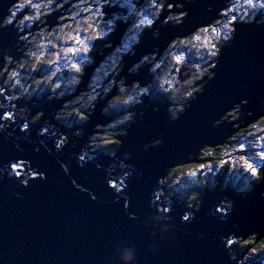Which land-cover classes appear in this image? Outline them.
Masks as SVG:
<instances>
[{
	"label": "water",
	"instance_id": "95a60500",
	"mask_svg": "<svg viewBox=\"0 0 264 264\" xmlns=\"http://www.w3.org/2000/svg\"><path fill=\"white\" fill-rule=\"evenodd\" d=\"M18 1L0 0V73L6 50L13 61L23 52L14 47V24L1 25ZM230 1L165 0L164 7L173 5L174 13H185L184 17L177 25L158 27L166 19L163 15L154 21L123 56L118 80L126 87L136 81L141 88L149 87L156 77L152 64L136 74L130 69L149 55H155L151 63L158 61L177 33H183L179 40L186 39L219 21ZM61 16L48 15L42 27L54 28ZM257 22L256 18L234 25L235 42L220 46L215 69L203 80L204 86L197 84L200 91L179 117L169 119L168 100L146 97L144 114L131 122L125 137H118L121 144L108 157L86 159L82 148L93 127L107 119L104 111L116 87L96 102L79 128L83 133L77 136L71 130L63 147L55 146L58 135L41 130L51 120L52 107L57 113L81 94V86L88 89L96 69L121 43L123 32L118 28L101 44L110 46L94 53L75 94L53 104L41 100L14 121L4 118L11 116L12 108L0 92V264H247L241 262L235 244L241 237L256 236V242L264 238V170L247 196L238 198L231 185L227 193L221 191L220 180L204 192L197 208L162 196L158 200L155 187L177 167L200 162L201 150L223 147L242 130L264 121V22ZM234 110V122L223 119ZM42 112L37 124L25 129L23 121ZM13 163L20 166L19 176L10 168ZM128 172L129 178H123ZM109 181L124 190L116 191ZM228 202H233L230 208L221 206ZM185 214L188 221L182 219ZM230 239L233 247H228Z\"/></svg>",
	"mask_w": 264,
	"mask_h": 264
},
{
	"label": "rangeland",
	"instance_id": "374dc122",
	"mask_svg": "<svg viewBox=\"0 0 264 264\" xmlns=\"http://www.w3.org/2000/svg\"><path fill=\"white\" fill-rule=\"evenodd\" d=\"M31 1H35V0H31ZM232 1H230V2H232ZM22 3L24 4V7L27 6L26 1H22L21 3H19L17 5H16V3H14L10 7L11 12H10L9 16L6 17V19L1 24L2 27H4V26L7 27L9 25L12 26L14 24L13 23L14 17H16L18 15V13L24 8V7L22 9L20 8V4H22ZM36 3H38V2H36ZM229 3L227 4V8H228ZM257 3H258V0H253V7H249L246 0H238L235 3V9L240 8L241 12L238 13L237 11L234 10V14L237 13L238 15H240L241 19L239 21H237V23L245 22L246 20H247V22H249L253 19V16H252L253 13L256 15L258 13H261V15L259 17L260 19H258V18L257 19L262 24L264 22V14H263L264 8L255 7V5ZM177 6H179L181 8V5H177ZM233 9L234 8H232V10ZM225 10H223V11H225ZM223 11H221L220 16H221ZM13 13H15L14 16H13ZM35 13H36V9L34 11H32L28 16H35ZM184 15H185V13H180V12L179 13H177V12L173 13L171 15L172 18H170L171 20L168 18L169 16L166 17V19H165L166 24H164V26L167 25V23L169 25L179 24L181 22V19L184 17ZM233 16H234L233 14L229 15L227 22L229 20H232ZM241 16H243V17H241ZM176 18H179V19L176 20ZM9 20H10V22H9ZM254 20H256V17H254ZM28 21L32 22L33 20H28ZM216 21H213L212 24L206 28H209L210 26H212ZM70 23L71 24L75 23V21H73V17H72ZM70 23L65 22L62 24V26L66 25V24H70ZM16 27H19V26L16 25ZM79 27L81 29L86 28L87 24L84 21H81V23L79 24ZM164 28L165 27H163V29ZM28 29H30V28H26L23 30H28ZM233 29H234V27H233ZM219 30H220L219 36H217L216 33L212 32V31H208L211 33H205V34H199V32L196 31L194 33V34H196L195 37H193V39H191L192 41L185 40V41H189V43H182L183 41L182 42H179V41L176 42L177 40L182 38V35H183V33H181V32L177 33L176 37H178V38H175V40L172 42V44L174 42H176V43H174L172 47H170L172 44L168 47L169 51L166 52L161 63L157 64V61L151 63V59L155 55H151V56L149 55V56L143 57L139 63H137L136 65H134L131 68V69H135V71L134 72L130 71V73L136 74L139 71L138 70L139 68L146 66L148 64H152L151 71L154 72V74L156 76L155 79H156V81L159 80L160 85H157L154 88L152 87L151 92L153 90L155 92L163 91V93L169 98V100H171L172 105L169 109V119L170 120H174L177 117H179L178 114L181 113V111H180L181 110V104H185L187 101L186 99L192 95L189 93H191L192 91L193 92L200 91L201 86H199V85L197 86V84L200 82H203L202 86H204L205 85L204 81H205V78L208 76L207 75L208 72L215 69V67H213L212 65L216 64V60H217L216 58H217V55L219 53L220 46L223 43H225V40H224L225 34H227L230 38L232 37V34H233V30H231L230 34L228 33V30H229L228 27L225 28L222 26L219 28ZM20 32H22V31L19 29L17 37L21 41H26L27 39H21L22 33H20ZM69 32L71 33L72 30L65 28L64 32H60L58 29L57 34L51 36V38L54 37V39L56 41H60L61 38L64 37ZM72 34L75 35L74 31ZM194 34H192V35H194ZM88 35H89L88 32L81 31V33H80V36L82 39ZM191 36H189V37H191ZM197 36L200 37L199 40L196 39ZM51 38H50V41H51ZM184 39H182V40H184ZM63 41H65V40H63ZM131 42L132 41L127 40V42L124 44L123 48L121 49V52L116 51V52L110 54L109 60L107 61V66H105V68H103L101 66V68L98 69L99 72L96 73V77H98V76L100 77V72H104L107 69V67H112V66L118 67L122 50L124 52H126V55L131 53V50L128 51L129 44H131ZM213 45H215V47H213ZM61 47L66 48V47H72V46H70L69 43L66 41L63 43V45ZM18 50L20 51L21 48H18ZM8 51L9 50H6V52H8ZM57 51H59V48L56 50V52ZM155 51H157V48H155ZM198 51H199V53H198ZM212 52H216L217 55H210V53H212ZM50 56H52V54ZM65 56H66L65 53H61V58H63L62 59L63 62L67 60L65 58ZM177 56L184 57V60H182L180 63H177V61L175 59ZM148 57H150L149 61H147L145 59ZM51 58L54 59L55 57L52 56ZM3 59H4V66L1 70V72L3 71L4 73H6L4 86L7 87L12 92H17L18 98L24 102L29 101V103H32V105L34 106V105L38 104V102L36 100H38V99L44 100L45 98H47L48 102H43V103H45V104L52 103L53 104L54 101L58 102L59 99L67 97L70 94L71 95L75 94V91H76L75 84L77 85V81H78V80H76V78H77L76 75H79L78 73L76 74L73 71H69V73H66V71H65V73H66L65 75L61 74L58 76L60 71L59 72L56 71V69H57L56 64H47V63L42 62V64H41L42 67L39 68L37 75L34 76V79H35L34 80L33 74L21 72L22 68H25L28 63L22 62L21 64L16 65V61H13V59L10 58L6 54L3 55ZM31 60H32V58L30 60H28V62ZM62 60L60 59V61H59V67L62 69L61 71H64L66 69V67H65L64 63L62 62ZM192 60H193V62H192ZM164 61H166L167 63H164ZM45 62H47V59H45ZM61 63H62V65H61ZM189 63L191 66L190 68L192 70V75L190 77L186 78V69L189 66ZM11 64L14 66L16 65V66L15 67L10 66ZM21 65H23V67H21ZM156 65H159V67H156ZM164 65H165V68H163ZM161 68H162V72H160ZM100 69H101V71H100ZM153 69H155V70L153 71ZM110 70H111V68H110ZM72 72L74 73L73 75H72ZM52 73H55V75H53ZM51 75H52V79H51V82H49L47 79H45V77H48ZM115 75L116 74L114 73L112 75V77L113 76L116 77ZM98 78L95 80V81H97L96 84H94L95 82H93V84H90V86L88 85V87H89L88 89L86 87L81 86V88H80L81 90L79 89L81 91V94H79L77 98H74L73 100H71L74 102L72 107L67 108L64 106V108H62L60 111L57 110L58 111L57 113H55V110L52 107V110H51L52 112L50 113L51 114L50 117L52 120L51 126L58 129L59 132H62L63 126L65 124L67 126L66 129H69V130L79 128L82 125L86 124V122L83 121L84 119L82 118V116L79 115L80 117H79V119H77L74 116H71L72 114H70L69 110H71V109L73 110V111H71V112H73V115L78 114L77 110H79V113H83L84 115L93 112L92 110H93L95 105L92 102H94L96 100L99 102L101 98L100 99L98 98L99 100L98 99L91 100L89 97L91 95H96V97H97V94H99L101 96L103 93L108 92L109 89L111 90V83L114 81L113 78H110L109 80H107V79L105 80V78H104V81L107 84V85H105V86H107V88L104 89V87H103L104 84H103V86L98 85L99 83L101 84V80H99ZM184 78H186V79H184ZM17 80L20 81L19 84L16 83ZM169 80L172 81L171 88H169V84L167 83V81H169ZM136 82H132V86L130 87L131 89L129 87H126L124 85V82L122 83L121 86L123 88L119 89V93H118L120 95L119 97H122V101H121V99L119 101H117V97H116L113 103L111 102V104H110L108 102L107 106H109V108L108 107L107 108L109 109V111H108L109 115L104 114V115L108 116L107 119H105L101 124H98V125L93 127V129L91 130V133L89 134L83 148H90L91 151L104 153V154H108V155L115 153V151L118 149L115 146H118V143H112V141H114V140L119 141V138H118L119 136L125 137L131 122L134 123V121L137 119V117H140V115L144 114L142 107H139L138 109H135V113L133 112V114L130 115V113H131L130 109H132V106H134V104L136 103L132 99L133 97L131 94H135V98L138 99V96H140V95H143V94L148 95L149 93H151L149 90L150 87L149 88L147 87L148 88L147 92H143L142 89H144V88L139 87ZM56 84H60V87L56 88L55 87ZM92 85H95L96 87H91ZM195 85H196V87H195ZM115 87H116V91H117L118 87L114 86L113 88H115ZM96 88H98V89H96ZM45 96H47V97H45ZM185 96H187V97H185ZM129 97H131V99H128ZM126 100H127V103H125ZM151 100H153V99H151ZM128 106H129V108H128ZM16 107L19 108V103H17ZM23 110H24L25 114L28 115V110H25V109L20 110L19 109V112L23 113ZM104 113H106V112L104 111ZM230 113H234L235 117L232 115L230 116ZM230 113H228L224 118H225V120L227 119L226 120L227 122L232 123L237 119V117H236L237 110H234ZM42 114H43V112L35 115L33 117V119L31 120V122L36 123ZM126 115L129 116L128 120H124V116H126ZM261 123H264V121ZM59 125H61V126L59 127ZM232 139L233 138H231V140ZM239 140L243 141L245 143L246 147H248V149H251L253 152L247 158L241 159L239 156H237V155H244L245 150L247 148H245L244 150H241V151L240 150H236V151L234 150L233 151V150H229L228 148H224V149L220 150L219 152L216 150L213 153L210 151H206L205 154H201V156L199 155L200 158L202 159L201 162H194L193 164L195 166L194 165H192V166L185 165L184 167H187L185 169H183V167H179L178 171L172 170L165 179H161L157 182L155 190L161 189L163 191V193L161 195L162 198L165 199V197H166V200H171V201L175 200L173 202L174 204H175V202L178 204H180V203L183 204V202H185L187 205H195V203L199 202L202 199V197H195L194 199H192V197L186 195L187 191H184L183 193H179V194L175 193V195H170L172 192V188L170 187L169 184H170V182L173 181V178L175 176H177V174H180L183 177V179H185L187 182V184H185V182L182 181L180 186H183V185L186 187L190 186V188H191L193 184H198L201 187V190H202L201 192H203V187L204 186L208 187L210 184H212L213 182L211 183V181H213L215 179V176H218V174H220L221 176H220L218 181L221 180V186H223L224 183L226 182V183L232 185L233 187L237 188L236 195L243 196L244 194H247L251 188V180L256 179V177H253L251 175V176H249V178H250L249 182L247 181L244 183V185L242 184L241 186L240 185L235 186L234 183L230 180L231 178L228 177V173L225 174L223 172L224 171L223 168H221V166L223 165L222 161L225 160L222 158L229 157L232 159V161L227 166V169L229 172H230V170H232L231 166L233 164H236V166H237L235 168V170H233V171H235V173L242 171L241 174H243L245 172L244 171V168H245L244 165L247 166V163H251L255 167L263 165L264 164V158H261V155H262V153H264V135L262 133H260L259 131L252 133V134H247V135L241 134L239 136ZM235 141H236V139L231 141V142L233 143ZM119 144H121V143H119ZM90 150H89V152H90ZM246 161H247V163H246ZM201 166H205L203 168V170H202ZM241 166H243V167H241ZM263 167H264V165H263ZM173 172H174V175H171ZM216 185L217 184H215V186ZM228 188H229V186L228 187L223 186L220 190L227 193ZM251 189H253V188H251ZM245 196H247V195H245ZM231 203L232 202L224 203V204H221V206L230 208L232 206ZM255 237L256 236H250V237H246V238L241 237V238L237 239L235 245L237 246L236 249L239 250V251H237V254H238V256H241V259H242L241 262H244L247 264H250V263L254 264V263H256V261L258 262V261L262 260L261 263H264V254L262 253V251H264V242L262 241L264 238L262 240H260L259 242H256V240L253 241V239ZM234 243H235V241H234ZM253 248L257 249V252L251 253V255H249L251 249H253ZM246 256L248 257V259H245Z\"/></svg>",
	"mask_w": 264,
	"mask_h": 264
},
{
	"label": "flooded vegetation",
	"instance_id": "af4514ba",
	"mask_svg": "<svg viewBox=\"0 0 264 264\" xmlns=\"http://www.w3.org/2000/svg\"><path fill=\"white\" fill-rule=\"evenodd\" d=\"M22 1H26V0L18 1L16 3V5L21 3ZM237 1L238 0H233L232 2L229 3L228 8L225 11L222 12L221 18H220L219 21L215 22L209 28H202V29H199L197 32H199V34L211 33V32H208V31H203V29H209V31H210L211 28H214V27L215 28H220L226 23L228 25V29H229L228 33L230 34L231 30H233L234 25L237 23V21H239L241 19L240 15H238L237 13L234 14V10L237 11L238 13L241 12L240 8L235 9V3ZM36 2L41 4V3H46L47 0H35V1H31L30 4H38ZM164 2H165V0H154L155 5L163 4L162 8L154 7L153 6V0H111V4H106L105 8H104L106 16L104 18V21L101 24V28L106 33V37L103 40L92 41L91 43L93 44L94 47L98 46L97 47V51L98 50H102L104 47L106 48V47H109V46L105 44L104 47H102L101 44H103L105 41H107L109 36H110V34L113 33L117 28L119 30H121L123 32V34H122V37H121V43L119 45H117V47L113 51L108 53V55L106 56L104 61L100 64V66L96 70L101 68V66L102 67L103 66H107V61L109 60L110 54H112V53H114L116 51L117 52H121V49L123 48V46L127 42V40L132 41L131 44H129L128 51L132 50L134 45L137 43L138 38L146 30L150 29L147 26L135 27L134 25L138 24L140 19H144L145 17H147L148 19H152V20L156 21V20H158L160 18L161 15H163L162 18H166L168 16L171 17V15L174 13L173 5H169L167 7H164ZM60 3L64 4V7L62 9H57L53 13H48L46 9L41 8L40 11L42 13V16L40 18H36L32 22L26 20L23 25H20L19 21L21 19H23L25 17V15H29L31 13L30 10L28 11V10H25V8H23L18 13V15L16 17H14V20H13V23H14L13 32H14V35H16V37H15V46L14 47H15V49L17 51H19L18 48H21L20 51L23 50V52L21 53V57L19 58L18 61H16V65L21 64L22 62L28 63L25 68H22V70H21L22 73L32 74V72L34 70L33 69V65L36 63V61L32 65L33 58H35V57L30 55V53L36 52V50H38L37 55H39L41 53H43L44 56L47 55L48 46H49V42H50V38H51V36H48L47 33L52 32L54 28L56 30H58L62 26V24L65 23V22H70L72 17H73L72 13L75 12V11L79 12V20L80 21H83L82 19L85 20L89 15L92 14V13H87V12L81 11V9L79 7V5L81 3V0H69L68 3H65L64 0H57V4H60ZM26 4H27V2H26ZM72 4H77L78 6L76 8H72L71 7ZM89 6H91L93 8V12H95V8L97 7V5L93 2V0H86V2L83 3V7H89ZM51 7L55 8L56 5L55 4L51 5ZM175 8L179 9L180 7L177 6ZM232 8H234V9L232 10ZM10 12H11V9L9 10V14H10ZM157 12L159 13L158 17L155 15V13H157ZM54 13L62 14L60 19L58 20V25L55 26L52 29H50L48 26L42 27L43 24L45 23V18L48 15H51V14H54ZM9 14H8V16H9ZM117 14H120L122 16L119 17V18L113 17L114 15H117ZM232 14L234 15V17H236V21L233 22L232 20H229L227 22L228 16L232 15ZM260 15H261V13H258L257 15L253 13L252 14L253 19L251 21H249V22H252L254 20V17L260 19L259 18ZM64 16H65V19H62V17H64ZM241 17H243V16H241ZM110 18H112V21H113V23H111V24H109L107 22L108 19H110ZM178 19L179 18H176V20H178ZM245 22L249 23V22H247V20ZM91 23L94 24L95 21H91ZM164 24H166V23H164L162 21L161 23L158 24V27H162V26H164ZM16 25H18L19 27H16ZM8 27H10V25ZM26 28H30V29L23 30L20 33H22V37H27V40L26 41H21L17 37L18 30L19 29L20 30L21 29H26ZM45 29H46V31H45ZM195 35L196 34H194L191 37H188L187 39H184V40H177L176 42H178V41L182 42V41H185V40L192 41L191 39H193V37H195ZM176 42H174V43H176ZM41 44L47 45V48L46 49L43 48V50L40 51L39 48H41ZM173 44L170 47H172ZM167 51H169V50H167ZM167 51H165L163 53L161 58L157 61V64L162 62V59L165 56ZM198 53H199V51H198ZM8 54H9V51H8V53H6V55H8ZM125 54H126V52H124L122 50V59H123V56H125ZM93 55H94V53H90L88 56H84L83 54H81L79 56V63H81V65H82V67H84V69L88 65L91 64V62H92L91 58H93ZM31 58H32V60L28 62V60H30ZM149 58L150 57H148L146 60L149 61ZM152 58H154V57H152ZM41 64H40V66H41ZM10 66L15 67L12 64ZM190 67L191 66H190V63H189V66L186 69V75L187 76H191L192 75V70H191ZM78 74L79 75H76V76H79V78H80L81 74L80 73H78ZM33 79H34V77H33ZM89 86H90V83H89ZM195 87H196V85H195Z\"/></svg>",
	"mask_w": 264,
	"mask_h": 264
},
{
	"label": "trees",
	"instance_id": "16d2710c",
	"mask_svg": "<svg viewBox=\"0 0 264 264\" xmlns=\"http://www.w3.org/2000/svg\"><path fill=\"white\" fill-rule=\"evenodd\" d=\"M32 5L33 4H29V3H27V6L26 7H24L25 8V10H30L31 12L32 11H34L35 10V8H33L32 7ZM75 13H78L77 15H75V16H73V21H79V12L78 11H75ZM83 21H86L87 20V18L84 20V19H82ZM91 22V21H90ZM34 23V22H33ZM70 23V22H69ZM71 24V23H70ZM72 25V27L71 28H68L69 30H72V32L71 33H73V31H74V29L76 28V24L75 23H73V24H71ZM57 32H58V30H56V34H57ZM74 33H75V31H74ZM188 38V37H187ZM186 38V39H187ZM64 39H62L61 38V40L60 41H56L55 39H54V37H52L51 38V41L49 42V46H48V52H47V55L46 56H44V62L43 63H47V62H45V59H47V61L49 60V59H52L51 57L52 56H50L51 54H52V52L54 53V52H56V50L58 49V48H55V47H53V45L54 44H58L59 46H60V48H62L61 46L63 45V43L64 42H66V41H63ZM68 43H69V45L70 46H74L73 45V42H71L70 40L69 41H67ZM52 48V49H51ZM39 50L40 51H42L43 50V48L41 47V48H39ZM35 53H38V50H36V52ZM72 59L73 60H75L77 63H79L78 61H79V55L78 56H76V57H72ZM61 60H62V58H61ZM154 60V58H152L151 59V62ZM91 61H92V58H91ZM168 61V60H167ZM62 62H63V60H62ZM35 63V58H33V62H32V65ZM64 63V65H66V64H68V60H66V61H64L63 62ZM92 63V62H91ZM164 63H167L166 61H164ZM36 64V63H35ZM35 64L33 65V72H32V74H33V77L35 76V75H37V73H38V71L36 70V66H35ZM48 64V63H47ZM61 65H62V63H61ZM63 65V66H64ZM122 65H123V59H122V53H121V56H120V61H119V65H118V67H115V66H112V67H107V69L104 71V72H100V77L98 78V77H96V73H98L99 71L98 70H96V72H95V74H93V76H92V78H91V80H90V84H93V82H95L94 84H96L97 83V81H95L97 78L99 79V80H101V84L99 83L98 85H102L103 86V84H104V89H106L107 88V86H105V85H107L106 84V82L104 81V78H105V80L107 79V80H109L110 78H113V82L111 83V90L109 91L108 90V92H106V93H103L101 96L99 95V94H97V99L98 98H101V99H103V98H105L114 88V86H117L118 87V89H117V91H116V94H115V96L109 101V103L111 104V102L113 103L114 102V100H115V98L116 97H119L120 95L118 94L119 93V89H121V88H123L121 85H122V83H123V80H118V74H119V72L121 71V68H122ZM42 67V65L40 66L39 65V68H41ZM55 67V66H54ZM103 68H105V66H103ZM110 68H111V70H110ZM163 68H165V65L163 66ZM65 71H66V73H69V71H73V72H75L74 70H70L69 68H66L64 71H60L59 72V74H58V76L59 75H65L66 73H65ZM100 71H101V69H100ZM72 72V75L74 74ZM160 72H162V68L160 69ZM210 72V71H209ZM209 72H208V74L207 75H209ZM76 73V72H75ZM116 74L115 76L116 77H112V75L113 74ZM3 74H5V77H6V73H3ZM53 74V73H52ZM160 75V74H159ZM21 76V75H20ZM51 77H52V75H51ZM65 77V76H64ZM81 77L82 76H80V78H79V76H77V78H79V79H77L76 78V80H78L77 81V85L75 84V86L77 87L78 86V84H79V82H80V79H81ZM95 77V78H94ZM75 78V77H74ZM73 81V80H72ZM71 81V82H72ZM156 79H154L153 80V83L148 87L149 88V90H150V92H151V88L153 87H156L157 85H160V82H159V80H157L156 82ZM138 85V84H137ZM139 86V85H138ZM137 86V87H138ZM91 87H96L95 85H92ZM110 87V86H109ZM140 87V86H139ZM138 87V88H139ZM130 88V87H129ZM96 89H98V88H96ZM131 89V88H130ZM163 90V89H162ZM165 92V91H164ZM70 94V93H69ZM192 95L191 96H189L186 100V103L185 104H181V112L183 111V109H184V107L188 104V102L190 101V99H192L193 98V95L195 94V92H193L192 91V93H191ZM132 95V99L136 102L135 104H134V106H132V109H130V115L131 114H133V112L135 113V109H138L139 107H141L143 104H144V101H145V98L146 97H148L149 95H150V97H151V99H154V100H160V101H166V100H168L169 102H171V100H169V98L163 93V91H160V92H155L154 90L151 92V93H149L148 95H140V96H138V99H136L135 98V94H131ZM130 95V96H131ZM185 97H187V96H185ZM77 98V97H76ZM37 101V100H36ZM121 101H122V97H121ZM83 102V101H82ZM96 102H97V100L96 101H94V102H92V103H94V105L96 104ZM73 104H74V102L73 101H71V102H69V103H66L64 106L65 107H67V108H69V107H72L73 106ZM172 104V103H171ZM64 106H63V108H64ZM108 108H109V106H107ZM106 107V108H107ZM105 109V112L106 113H104V114H108L109 115V109ZM128 108H129V106H128ZM70 111V114H72L71 116H74L75 118H77V119H79V117L81 116H79L78 114H74L73 115V112H71V111H73L72 109L71 110H69ZM77 112H79V110H77ZM22 115H26L25 114V112H24V110H23V113H22ZM179 115V114H178ZM234 116V113H230V116ZM85 116H87L88 117V114H85ZM106 116V115H105ZM229 116V117H230ZM108 117V116H107ZM235 117V116H234ZM88 120V119H87ZM87 120H83L84 122H87ZM59 126H61V125H59ZM257 131H259V132H264V123H258V124H254L253 126H250L249 128H247V129H244V130H242L241 131V133H239V134H237L232 140H230L229 141V144H226V145H224L223 147H218V148H215V149H211V148H205V149H203V150H201V152H200V156H201V154H205L206 153V151H210V152H215L216 150L219 152L220 150H222V149H224V148H228L229 150H244L245 148H247L246 150H245V153H244V155H237V156H239L241 159H245V158H247L248 156H250L253 152H252V150L251 149H248V147H246V145H245V143L243 142V141H240L239 140V136L241 135V134H245V135H247V134H252V133H255V132H257ZM83 132L82 131H79V135L80 134H82ZM236 139V141L235 142H231V141H233V140H235ZM119 144V143H118ZM200 156L198 157V160L201 162L202 161V159L200 158ZM237 158V157H236ZM222 159H225V160H223L222 161V163H223V165L221 166V168H223V172L225 173V174H227V172H229L228 171V169H227V166H228V164L232 161V159L231 158H229V157H224V158H222ZM234 159V158H233ZM225 162H227V163H225ZM189 166H192V165H194V164H188ZM264 165V164H263ZM263 165H261V166H258V167H260V169H258L260 172H261V177H262V171H263V169H264V167H263ZM195 166V165H194ZM237 166H236V164H233L232 166H231V169H232V171L233 170H235V168H236ZM241 167H243V166H241ZM244 174H242L241 175V173L240 172H238V173H234L233 172V174H232V171H230V173H229V178H231L230 180L234 183V185L235 186H238V185H244V183L245 182H249L250 181V178H249V176H251V174L247 171V166H245L244 165ZM258 167H256V168H258ZM178 168L179 167H177L175 170L176 171H178ZM185 168H187V167H183V169H185ZM175 172V171H174ZM174 172L171 174V175H174ZM220 174H218V176H215V179H214V181H213V183L211 184L212 186H215V184H217V182H218V179L220 178ZM249 178V179H248ZM261 180V178H256V179H254V180H251V188H253L259 181ZM182 181H184L185 182V184H187V182H186V180L185 179H183V177L180 175V174H177V176H175L174 178H173V181L172 182H170V187L172 188V192H171V194L170 195H175V193H177V194H179V193H183L184 191H187L186 193V195H188V196H190V197H192V199H194L195 197H200V195H201V187H200V185H198V184H193L192 185V187L190 188V186H188V187H186V186H180L181 185V183H182ZM235 181V182H234ZM228 183H226V185H227ZM204 188H207V187H204ZM250 188V189H251ZM237 196H239V195H237ZM256 240V237L253 239V241H255ZM263 242H264V239L262 240ZM262 253L264 254V251H262Z\"/></svg>",
	"mask_w": 264,
	"mask_h": 264
},
{
	"label": "clouds",
	"instance_id": "9594fccd",
	"mask_svg": "<svg viewBox=\"0 0 264 264\" xmlns=\"http://www.w3.org/2000/svg\"><path fill=\"white\" fill-rule=\"evenodd\" d=\"M64 2L68 3L69 0H64ZM85 2H86V0H81L79 7H80L81 11H83V12L92 13L91 15H89L87 17V20L84 21L85 23H87V27L81 29L79 27V24L81 23V21H75V24L77 25L76 28L74 29L75 35H73L72 33L69 32L64 37H62V39H64L65 41L70 40L71 42H73L74 46L66 47V48H60V46L58 44L53 45V47L59 48V51L52 53V56H54L55 58L49 59L47 61V63L48 64H56L57 65V69H56L57 72L62 70L59 67V61L61 59V53H65L66 54L65 58L68 60V64H66L65 67L69 68L70 70H74L76 73H80L82 76L84 74V67H82L81 63H77L75 60H73L72 57H76L80 54H83L84 56H88L90 53H95L97 51L98 46L94 47L93 44L90 42L91 41H100V40L105 39V37H106V33L102 30L101 24L104 21V18L106 16V13L104 11L105 5L111 4V0H93V2L97 5V7L95 8V12H93V8L91 6L83 7V3H85ZM247 3L249 5V7H253L251 0H247ZM54 4L56 5V7L55 8L51 7V5H54ZM77 6H78L77 4L71 5L72 8H76ZM153 6L158 7V8H162L163 4L155 5L154 0H153ZM23 7H24V4L23 3L20 4V8L22 9ZM32 7L36 9L35 16L26 15L23 19H21L19 21L20 25H23L26 20H35L36 18H40L42 16V13L40 11L41 8L46 9L48 13H53L57 9H62L64 7V4L63 3L57 4V0H47L46 3L33 4ZM255 7L264 8V0H258V3L255 5ZM77 14L78 13H75V12L72 13L73 16H75ZM14 15H15V13H13V16ZM155 15L158 17L159 13L157 12V13H155ZM121 16L122 15L117 14V15H114L113 17L119 18ZM168 18L170 19L171 17L169 16ZM62 19H65V16L62 17ZM90 21H95V23L93 24ZM9 22H10V20H9ZM107 22L109 24L113 23L112 18L108 19ZM153 23H154V20L148 19L147 17H145L144 19H140L139 23L134 25V26L135 27L147 26L150 28L153 25ZM164 23H166V21H164ZM257 23H260V21H258ZM71 27H72L71 24H66V25L60 27L59 31L64 32L65 28H71ZM225 28H227V26ZM21 31H23V29H21ZM45 31H46V29H45ZM81 31L88 32L89 35L82 39L80 36ZM55 34H56L55 28L53 29L52 32L47 33L48 36H53ZM153 36H156V32H153ZM21 39H25V37H21ZM230 39H231V43H228ZM235 39H232L227 34H225V36H224V40L226 42L225 46L230 47L235 42ZM241 39H242V37H241ZM41 47L46 49L47 45L41 44ZM30 55L35 57L36 70L39 71V65L42 62H44V54L41 53V54L37 55V53L32 52V53H30ZM210 55H213V54L210 53ZM212 66L215 67L214 64ZM21 67H23V65H21ZM156 67H159V65H156ZM154 70L155 69H153V71ZM53 75H55V73H53ZM45 79H47L49 82H51L52 77L48 76V77H45ZM77 79H79V78H77ZM16 83L19 84L20 81L17 80ZM167 83L169 84V88H171L172 81L169 80V81H167ZM55 87L59 88L60 84H56ZM142 91L147 92L148 88H144V89H142ZM189 94H191V93H189ZM89 98L91 100L97 99L96 95H91ZM128 99H131V97H129ZM125 103H127V100L125 101ZM79 114L81 116H85L83 113H79ZM87 119H85V120H87ZM128 119H129L128 115L124 116V120H128ZM76 187H79V186L77 185ZM16 195L20 199L23 198L22 193H16ZM261 198L264 199V193H261ZM94 199H95V197H94ZM188 217L189 216L187 214H185L182 217L183 221H186ZM232 242L233 241L231 239L228 240V246H230L232 244ZM255 252H257V249L253 248V249H251L249 255H251V253H255ZM233 259H234V257H233ZM245 259H248V257L246 256Z\"/></svg>",
	"mask_w": 264,
	"mask_h": 264
},
{
	"label": "snow or ice",
	"instance_id": "6c2138e0",
	"mask_svg": "<svg viewBox=\"0 0 264 264\" xmlns=\"http://www.w3.org/2000/svg\"><path fill=\"white\" fill-rule=\"evenodd\" d=\"M26 2L30 4V3H31V0H26ZM251 2H252V4H253V0H251ZM232 21L235 22V21H236V17L233 16V17H232ZM226 26L228 27L227 24L223 25V27H226ZM203 31H209V29H203ZM210 31L215 32L217 36L220 35V30H219V28H215V27H214V28H211ZM233 31H235V29H233ZM25 39H27V37H25ZM196 39L199 40L200 37L197 36ZM182 43H189V41H183ZM213 47H215V45H213ZM212 54H213V55H217L216 52H212ZM145 59H147V58H145ZM175 59H176L177 63H180L182 60H184V57H182V56H177ZM130 71H133V72H134L135 69H131ZM120 99H121V97H117V101H119ZM245 102H246V101H245ZM78 115H80V114L78 113ZM4 118H5V119H9V118H11V117H10V115H9V116H5ZM82 118H83V119H87L88 117H87V116H82ZM24 127H25V129H27L28 125H24ZM44 131L46 132L47 129L45 128ZM64 143H65L64 140H60V141L58 142V145H57V146H58V147H61V146L64 145ZM112 143H120V141H118V140H114V141H112ZM261 158H264V153H262ZM80 159L83 160V159H84V156H81ZM225 163H227V162H225ZM246 163H247V161H246ZM204 167H205V166H201L202 170H203ZM10 168H11V170L16 174V176H19V174H20V173H19V168H20V166H19L18 164L13 163V164L10 165ZM38 171H39V170L37 169V172H38ZM247 171H248L253 177L261 178V172H260V171H259V170H258L253 164H251V163H247ZM193 174H194V173H193ZM33 179H35V177H33ZM25 183H26V182H25ZM108 183H109V185H110L111 188L116 189V191H118V192H122V191L124 190L123 187H118L117 184L114 183V182H112V181H109ZM120 184L122 185V184H123V181H121ZM92 198L94 199V197H92ZM189 219H190V217H188L186 221H188Z\"/></svg>",
	"mask_w": 264,
	"mask_h": 264
},
{
	"label": "bare ground",
	"instance_id": "6f19581e",
	"mask_svg": "<svg viewBox=\"0 0 264 264\" xmlns=\"http://www.w3.org/2000/svg\"><path fill=\"white\" fill-rule=\"evenodd\" d=\"M155 31H157V30L155 29ZM155 31H154V32H155ZM160 58H161V57H160ZM192 62H193V60H192ZM0 84H1V83H0ZM0 88L3 89L2 87H0ZM1 89H0V92H2ZM2 97H4V94L2 95ZM45 97H47V96H45ZM44 100L48 101L47 98H45ZM40 101H41L40 99L37 100V102H40ZM237 112H238V110H237ZM24 116H25V115H24ZM224 119H225V118H224ZM33 125H34V124H32V126H33ZM252 137H253V136H252ZM82 149H83V150H87V151H89L88 148H82ZM111 155H113V154H110V155H108V156H111ZM233 172L235 173V171H232V173H233ZM243 174H244V173H243ZM241 175H242V174H241Z\"/></svg>",
	"mask_w": 264,
	"mask_h": 264
},
{
	"label": "built area",
	"instance_id": "2783aa9c",
	"mask_svg": "<svg viewBox=\"0 0 264 264\" xmlns=\"http://www.w3.org/2000/svg\"><path fill=\"white\" fill-rule=\"evenodd\" d=\"M260 133H262V132H260ZM262 134L264 135V132Z\"/></svg>",
	"mask_w": 264,
	"mask_h": 264
}]
</instances>
